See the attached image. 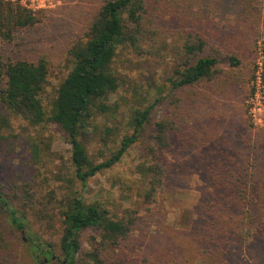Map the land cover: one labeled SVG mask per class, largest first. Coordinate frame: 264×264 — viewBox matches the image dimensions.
Listing matches in <instances>:
<instances>
[{"label": "trees", "instance_id": "obj_1", "mask_svg": "<svg viewBox=\"0 0 264 264\" xmlns=\"http://www.w3.org/2000/svg\"><path fill=\"white\" fill-rule=\"evenodd\" d=\"M93 1L96 6L68 44L67 73L47 105L46 85L56 70L50 52L7 48L19 31L38 25L41 18L19 1L0 0V40L7 48L0 53V101L32 126L52 122L61 128L82 188L90 177L120 162L153 124L146 201H159L179 178V155L192 150L185 163L203 178L204 187L198 204L184 218L189 222L179 231L188 249H194L199 264H264V127L255 129L246 103L258 68L256 39L264 20V0ZM230 8L234 19L221 21ZM217 10L220 14L215 16ZM121 46L143 58L170 57L167 81L176 94L172 99L176 109L155 122L151 117L156 103L136 109L133 131L122 136L109 158L96 162L83 142V130L110 109L107 99L121 85L112 66ZM244 91H248L245 118H237L234 126L232 112L238 102L233 99L239 96L241 101ZM2 186L0 218L10 216L22 230L27 214L44 222L59 240H31L58 257L74 263L80 256L94 264H118L111 255L135 243L138 218L111 216L101 204L86 202L81 189L60 205L38 206L27 189L26 197L15 185L4 195ZM0 244H7L1 227ZM171 244L150 246L144 254L138 250L137 264H189L186 252Z\"/></svg>", "mask_w": 264, "mask_h": 264}, {"label": "rangeland", "instance_id": "obj_2", "mask_svg": "<svg viewBox=\"0 0 264 264\" xmlns=\"http://www.w3.org/2000/svg\"><path fill=\"white\" fill-rule=\"evenodd\" d=\"M13 1L29 6L37 11L41 18L38 25L19 31L13 45L7 48H20L31 53L36 47L50 52L49 56L56 70L46 85L44 98L48 105L53 101L59 82L68 70L65 54L68 44L80 30L86 15L96 6V2ZM231 8L234 11V7ZM231 8L221 21L234 19ZM214 14H220L219 10ZM167 18L169 19L168 16ZM217 21V27L221 28L220 19ZM261 24L256 39L258 54L256 57L254 55L259 67L255 72V81L251 82V94L246 99L248 116L255 129L264 127V20H261ZM5 48L0 40V53ZM117 52L112 66L120 78L121 85L118 91L107 99L106 103L110 109L92 119L82 135L83 142L96 162L109 158L111 152L120 146L122 136L133 131L132 117L136 109H144L156 103L152 122L166 115V112L176 109L172 103L176 94L172 95L171 85L167 81L172 66L170 57L162 60L143 58L123 46L119 47ZM247 92L244 91L240 96L241 101H238L239 96L233 99L234 103L238 102L232 112L236 114L233 119L234 126H237V118H245L243 101ZM106 126L111 130L108 131ZM223 132L228 134L225 124ZM153 135L154 125L150 124L139 140L126 151L120 162L90 177L82 188L80 181L75 177L71 145L61 128L52 122L32 126L29 121L11 112L0 101V184L3 185L1 191L3 194L10 193L13 191L11 187L15 185L22 197H26L24 189H27V196L35 199L38 206L40 203L50 206L60 205L61 200L81 189L86 202L101 204L111 216L138 218L139 226L134 234L135 243L127 245L124 250H119L110 257L118 264H137L138 250L144 254L150 246H161L168 241L172 243V248L178 247L179 251L183 249L182 253L186 252L189 264H199L196 252L194 249H188L190 245L179 231L189 222L184 219L189 214L188 211L194 209L199 202L201 189L204 187L203 178L188 170L185 158L192 155L193 151H185L179 155V178L161 193L158 202L148 203L146 193L149 188L148 166L151 161L148 149L153 144ZM11 222L10 216L0 218V227L7 242L4 247L0 244V264H38L33 254L36 245L31 239L39 237L54 243L59 240V234H55L53 229L44 222L37 221L31 214L25 216L23 223L26 228L23 230ZM84 246L88 248V243L85 242ZM75 264L94 263L89 258L78 256Z\"/></svg>", "mask_w": 264, "mask_h": 264}, {"label": "flooded vegetation", "instance_id": "obj_3", "mask_svg": "<svg viewBox=\"0 0 264 264\" xmlns=\"http://www.w3.org/2000/svg\"><path fill=\"white\" fill-rule=\"evenodd\" d=\"M33 254L38 264H75L71 259L58 257L53 250L43 249L42 246L36 245Z\"/></svg>", "mask_w": 264, "mask_h": 264}, {"label": "built area", "instance_id": "obj_4", "mask_svg": "<svg viewBox=\"0 0 264 264\" xmlns=\"http://www.w3.org/2000/svg\"><path fill=\"white\" fill-rule=\"evenodd\" d=\"M26 6V5H25ZM26 7H28V8H30L29 6H26ZM32 9V8H31ZM259 67V66H258ZM255 81V80H254ZM253 81V82H254ZM257 82V81H256ZM254 95L256 94V89H255V91H254V93H253Z\"/></svg>", "mask_w": 264, "mask_h": 264}]
</instances>
